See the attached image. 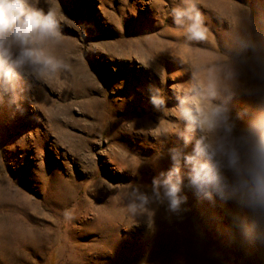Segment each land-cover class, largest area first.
<instances>
[{
    "label": "rangeland",
    "instance_id": "1",
    "mask_svg": "<svg viewBox=\"0 0 264 264\" xmlns=\"http://www.w3.org/2000/svg\"><path fill=\"white\" fill-rule=\"evenodd\" d=\"M177 2L41 0V8L58 9L69 21L61 28L69 70L50 86L33 82L36 107L26 103L24 115L0 116V264H185L172 248L181 227L200 247L191 251L192 264H264V249L255 243L241 247L216 227L212 212L228 223L218 201L210 205L190 192L182 220L164 219L161 209L154 231L143 222L125 226L122 191L155 175L147 164L138 177L129 174L140 156L151 155L147 133L159 115L144 91L157 78L141 61L154 57V67L171 73L181 58L204 78L214 60L209 45L177 35L169 16ZM236 2L251 9L255 28L264 27L258 21L264 0H198L210 30L227 26L219 17L230 19ZM124 120H135L137 132H119ZM160 167H167L166 157ZM65 210L73 212L70 221Z\"/></svg>",
    "mask_w": 264,
    "mask_h": 264
},
{
    "label": "clouds",
    "instance_id": "2",
    "mask_svg": "<svg viewBox=\"0 0 264 264\" xmlns=\"http://www.w3.org/2000/svg\"><path fill=\"white\" fill-rule=\"evenodd\" d=\"M40 4L0 0V116L9 119L24 115L26 103L36 107L30 99L33 82L50 86L69 70L70 49L61 31L69 21L58 9ZM169 16L178 36L209 45L214 60L204 78L181 58L171 73L154 67V57L141 61L157 78L144 91L159 115L147 133L151 155L140 156L129 174L138 177L147 164L155 175L122 191L125 226L143 222L154 231L161 209L165 219L182 220L190 192L210 205L219 202L228 223L215 212L212 217L230 241L264 249V27L255 28L251 9L237 2L230 19L219 17L227 23L220 31L210 30L198 0H178ZM258 21L264 25V13ZM78 31L87 34L86 28ZM185 74L187 79H179ZM118 131L136 133L135 120L121 121ZM170 138L175 142L166 144ZM165 157L167 167H160ZM63 216L70 221L73 212L65 210Z\"/></svg>",
    "mask_w": 264,
    "mask_h": 264
},
{
    "label": "bare ground",
    "instance_id": "3",
    "mask_svg": "<svg viewBox=\"0 0 264 264\" xmlns=\"http://www.w3.org/2000/svg\"><path fill=\"white\" fill-rule=\"evenodd\" d=\"M161 45V44H160ZM150 51H151V49H150ZM163 217V216H162ZM165 219V218H164ZM158 220V219H157ZM162 220V219H161ZM174 220V219H173ZM172 220V221H173ZM185 220V219H184ZM183 220V221H184ZM166 221V220H165ZM176 221V220H175ZM182 221V222H183ZM178 222V221H177ZM181 222V221H180ZM185 222V221H184ZM163 223V222H162ZM168 223V222H167ZM164 224V223H163ZM174 224V223H173ZM178 224V223H177ZM181 224V223H180ZM185 224H186V222H185ZM168 225V224H167ZM170 225V224H169ZM184 225V224H183ZM166 226V225H165ZM179 226V225H178ZM187 226V225H186ZM178 228V227H177ZM176 227H175V229H177ZM191 228V227H190ZM171 229H173V228H171ZM185 229L187 230V232L185 231ZM179 230H180V228H179ZM170 231V230H169ZM173 231V230H172ZM175 232H176V230H175ZM146 233V232H145ZM151 233V232H150ZM164 233V232H163ZM178 233V235L176 234V233H174L176 236L174 237V240H173V246H172V248H173V251L176 253V255L178 256V255H182V258L179 256L178 258H180L181 259V261H180V263H184L185 262V264H192V261H195L194 260V258H196L194 255H196V254H191V251H192V253H193V250L195 249V251H198V253H199V249H200V247L198 248V246H196L195 245V247H194V245H192V243H191V240L192 239H190V235L191 234H193V233H191V231L189 230V229H187V227L186 228H183V227H181V230L179 231V232H177ZM150 235H152V234H150ZM171 235V234H170ZM194 235V234H193ZM178 236H180L181 238L179 239L178 238ZM165 237V236H164ZM166 237H167V235H166ZM194 239V238H193ZM162 240V239H161ZM195 240V239H194ZM164 241V240H163ZM163 241H160V243L161 242H163ZM186 241V243H185V245H186V249H187V252H184L185 251V249H184V251H183V245H182V243H184ZM150 242H151V239H150ZM168 242V241H167ZM170 243V242H169ZM168 244V243H167ZM196 244V243H195ZM159 245V244H158ZM162 245V244H161ZM160 245V246H161ZM181 245H182V247H181ZM153 246V245H152ZM159 246V247H160ZM158 247V246H157ZM206 247V246H205ZM153 248V247H152ZM162 249V248H161ZM172 250V249H171ZM171 253H173L172 251H170ZM174 253V254H175ZM196 253V252H195ZM173 254V255H174ZM167 255H169V254H167ZM198 255V254H197ZM200 255V254H199ZM152 256V255H151ZM206 256V255H205ZM164 257H166V256H164ZM191 257V258H190ZM199 257V256H198ZM170 258V257H169ZM175 258H177V257H175ZM174 258V259H175ZM202 259V258H201ZM164 260V259H163ZM183 260H184V262H183ZM203 260V259H202ZM162 261V260H161ZM166 261V260H165ZM170 261V260H169ZM176 261V260H175ZM172 262V261H171ZM170 262V263H171ZM174 262V261H173ZM179 262V261H178ZM162 264H164V262L162 263ZM166 264H169L168 263V261H167V263ZM176 264V263H175ZM196 264H204V262L202 263V261L200 262V260H198L197 261V263Z\"/></svg>",
    "mask_w": 264,
    "mask_h": 264
}]
</instances>
